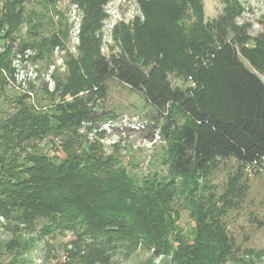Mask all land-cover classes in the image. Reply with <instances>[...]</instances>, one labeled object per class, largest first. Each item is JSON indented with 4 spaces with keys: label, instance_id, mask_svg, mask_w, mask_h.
<instances>
[{
    "label": "rangeland",
    "instance_id": "rangeland-1",
    "mask_svg": "<svg viewBox=\"0 0 264 264\" xmlns=\"http://www.w3.org/2000/svg\"><path fill=\"white\" fill-rule=\"evenodd\" d=\"M0 27L10 32L0 41V123L24 110L50 116L54 133L30 142L38 152L53 154L52 146L72 129L82 147L96 144L138 179H166L170 143L186 114L171 104L160 115L115 79L98 94L90 87L92 60L122 53L193 94L201 107L230 118L219 62L225 46L251 49L264 38V0H0ZM239 59L264 82V70L257 72L242 55ZM74 104L85 106L88 115L80 116ZM64 116L71 120L54 119ZM3 143L0 139V164ZM173 179L184 237L195 226L191 209L208 213L209 205L219 211L233 245L224 264H264V157L249 165L215 156L201 175ZM52 219L0 206V264H63L76 232L48 233ZM148 261L168 264L169 259L137 249L128 257L117 255L111 264Z\"/></svg>",
    "mask_w": 264,
    "mask_h": 264
},
{
    "label": "trees",
    "instance_id": "trees-1",
    "mask_svg": "<svg viewBox=\"0 0 264 264\" xmlns=\"http://www.w3.org/2000/svg\"><path fill=\"white\" fill-rule=\"evenodd\" d=\"M9 33L0 31V41ZM1 45L0 65L4 56ZM239 55L257 72L263 71L264 38L251 49L225 46L218 69L230 118L201 107L193 94L173 87L122 53L96 56L90 64V87L98 94L104 95L106 81L115 79L141 94L160 115L171 104L186 114L187 120L170 143L171 176L138 179L120 160L105 157L96 144L82 147L72 129L52 146L53 154L38 152L30 142L54 133L51 117L24 110L0 123L4 142L0 206L53 215L45 227L48 233L59 229L76 232L77 240L66 251L63 264H111L117 255L128 257L137 249L148 250L153 258L169 259L168 264H224L233 245L218 218L219 211L209 205L208 213L201 207L192 208L195 226L184 237L174 208L173 176L201 175L215 156L233 157L242 164H258L263 159L264 82ZM1 88L0 83V92ZM73 107L80 116L88 115L85 106ZM54 119L59 123L71 120L66 116Z\"/></svg>",
    "mask_w": 264,
    "mask_h": 264
},
{
    "label": "built area",
    "instance_id": "built-area-1",
    "mask_svg": "<svg viewBox=\"0 0 264 264\" xmlns=\"http://www.w3.org/2000/svg\"><path fill=\"white\" fill-rule=\"evenodd\" d=\"M256 163H251V164H249V165H255Z\"/></svg>",
    "mask_w": 264,
    "mask_h": 264
}]
</instances>
